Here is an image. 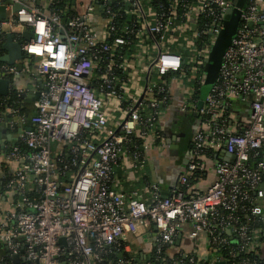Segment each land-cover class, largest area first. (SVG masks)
<instances>
[{"label": "built area", "instance_id": "1", "mask_svg": "<svg viewBox=\"0 0 264 264\" xmlns=\"http://www.w3.org/2000/svg\"><path fill=\"white\" fill-rule=\"evenodd\" d=\"M39 1L0 0L8 11L0 27L33 33L21 42L22 59L0 62V78L31 67L40 77L30 116L8 107L27 151L15 144L3 154L14 167L0 191V243L11 263L2 255L0 264H222L227 259L214 250L220 246L229 257L256 254L262 228L252 223L262 219L264 199V0L238 8L201 105L196 89L234 0ZM176 86L179 110L197 113L178 183L167 195L154 183L128 193L115 188L117 163L128 159L141 170L149 146L164 142L160 118ZM208 150L219 152L216 177L198 191L188 177L204 167L203 157L212 159ZM223 152L232 158H220ZM182 234L193 244L206 235L209 258L164 256ZM136 237L151 245L148 256L129 253ZM228 264L263 263L242 257Z\"/></svg>", "mask_w": 264, "mask_h": 264}, {"label": "crops", "instance_id": "2", "mask_svg": "<svg viewBox=\"0 0 264 264\" xmlns=\"http://www.w3.org/2000/svg\"><path fill=\"white\" fill-rule=\"evenodd\" d=\"M23 2H34L35 4H38V2L41 1L23 0ZM5 11L4 17H6L8 13L7 9ZM21 28L22 25L10 27L6 23L2 24L0 31L3 38L1 40L0 56L7 54V50L3 48L7 32L12 34L14 40L20 42L24 41L21 35ZM19 60L20 59H17L15 62H18ZM31 70L32 67L29 69V72H20L6 78V93L1 94L7 95L11 89L16 91L17 94L20 93L18 96L22 97L21 104L25 107V110L31 111L30 114H32L34 110L33 102L36 97L35 93L37 92L36 84L40 81V77L36 73L31 72ZM174 98V103L163 112L160 118V126L165 135L164 142H153V144L149 146L146 151V163L141 170L134 169L128 159L117 163L113 175L115 188L128 193L130 190L140 188L146 183H154L159 187L161 195H167L171 188L178 183L179 175L185 171L187 163L191 157V143L189 146L181 143V135L183 133L182 127L186 122H190L191 132H193L197 126V113H186L179 110V107L177 106L180 100L179 86H176L174 89ZM8 107L10 108L11 106H6L5 112L8 114L9 118L6 119L7 116L4 114L0 116V149H4L7 145L11 147L12 141L15 138L18 139V127L16 126L13 128L8 122L12 117L8 111ZM30 114L28 116H30ZM218 153L219 152H217V154ZM3 154L4 151H0V172L6 165L3 161ZM217 154L213 152V157ZM202 160L204 162V167L200 169L202 174L193 184L198 191H203L216 177L213 171L215 160L210 159L209 156L203 157ZM8 167L12 171L14 163H9ZM261 204L263 205L264 217V199ZM261 228L262 230L259 233V239L256 245V255L259 258V261L264 264V225ZM150 229L152 230V226ZM208 246L209 243L204 234L202 235L200 242L197 244H193L191 240L182 234L176 237L175 242L171 247H167L166 254L176 255L180 252H193L198 257L207 259L210 256ZM129 253H134L138 257L143 258L151 253V245L144 237H136L130 241Z\"/></svg>", "mask_w": 264, "mask_h": 264}, {"label": "water", "instance_id": "3", "mask_svg": "<svg viewBox=\"0 0 264 264\" xmlns=\"http://www.w3.org/2000/svg\"><path fill=\"white\" fill-rule=\"evenodd\" d=\"M243 3H244V0H234V4L236 5V7L230 11L229 18L224 22L223 28L221 29L215 42L212 45L210 55H209V61L205 66L206 77H205L204 83L207 85L208 89L217 76L222 55L224 53L226 46L230 42L231 36L233 35L236 24L238 22V17H239L238 8L241 7ZM18 8H19V4H14L13 9L16 10ZM4 15H5V5L0 4V20L5 18ZM21 35L24 40H28L33 37V33L30 32L26 26H22ZM3 48L7 50V54L0 56V61L6 62L8 64H13L15 60L21 59L24 54L21 49V42L14 40L10 32H7L6 34V39L3 43ZM17 66H19V64H17ZM6 85H7V79L0 78V94L6 93ZM201 91H202V88H201ZM35 94H36V97H35L36 99L38 92H36ZM202 98L203 97L199 99L198 105L202 104ZM18 131H21V130H18ZM17 140L18 139L15 138L12 141V145H15ZM229 157L232 158L231 154L227 152H223L220 154V158L222 159L228 160ZM12 259H13V262L17 263L16 256H13Z\"/></svg>", "mask_w": 264, "mask_h": 264}, {"label": "trees", "instance_id": "4", "mask_svg": "<svg viewBox=\"0 0 264 264\" xmlns=\"http://www.w3.org/2000/svg\"><path fill=\"white\" fill-rule=\"evenodd\" d=\"M36 1V0H35ZM3 38V35L0 31V47H1V40ZM1 62V61H0ZM10 75H5L3 76V78H9ZM201 88H202V85L201 87L197 88L196 89V93L201 96ZM22 102V97L18 96L17 95V92L14 91V90H10L8 92L7 95H1L0 94V116L2 114L6 115V119L9 118L8 114H6L5 112V108L6 106H11V107H17L18 108V111L20 113H22L23 115H25L26 117L31 113L30 110H25V107L22 106L21 104ZM5 112V113H4ZM182 135H181V143L185 144L186 146H189L190 143H191V125H190V122H186L183 127H182ZM16 145L19 147V149L23 152H26L27 149H26V146L22 143V142H17ZM10 148V146H5L4 149H0V151H6ZM213 152L217 154V152L213 151V150H208V151H205V153L207 155H210L212 159L214 160H218L219 157L218 155H216L215 157H213ZM202 171L200 169H196L194 170L191 175L188 177V184L189 185H193L196 181V179L199 178V176L202 174L201 173ZM12 176V171L9 167L5 166V168H2V171L0 172V191L4 190V185L6 184V182L8 181V179ZM264 225V217H262V219L260 218L259 220H257L256 222H253L252 223V226H258V227H262ZM166 249H163V255L166 256ZM214 250L217 252V253H220L219 255L222 256V258L224 259H227L225 260L222 264H228L230 261H237L238 259L242 258V257H249V258H256L259 260V258L257 257L256 254H253L251 251L250 252H240L236 255H234L233 257H229L227 255V247L226 246H220V247H216L214 248ZM6 248L4 245H2L0 243V256L4 255L5 258L7 259L8 262L11 263V258L9 256H7L6 253ZM123 254V253H122ZM168 255V254H167ZM168 256H173V255H168ZM197 256V255H196ZM198 258V256H197ZM201 259H205V258H202V257H199ZM223 259V260H224Z\"/></svg>", "mask_w": 264, "mask_h": 264}, {"label": "rangeland", "instance_id": "5", "mask_svg": "<svg viewBox=\"0 0 264 264\" xmlns=\"http://www.w3.org/2000/svg\"><path fill=\"white\" fill-rule=\"evenodd\" d=\"M205 77H206V74H205ZM204 81H205V78H204ZM207 89H208L207 85L203 82L202 83V93H201V97H204V95L208 91Z\"/></svg>", "mask_w": 264, "mask_h": 264}]
</instances>
